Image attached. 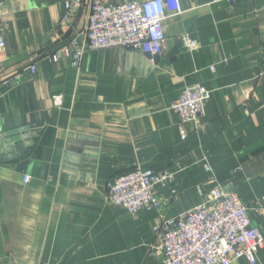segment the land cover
Instances as JSON below:
<instances>
[{
    "label": "crops",
    "instance_id": "obj_1",
    "mask_svg": "<svg viewBox=\"0 0 264 264\" xmlns=\"http://www.w3.org/2000/svg\"><path fill=\"white\" fill-rule=\"evenodd\" d=\"M179 1L157 57L85 50L75 68L45 55L83 45L86 0L68 25L63 0H0V67L15 77L0 82V143L19 138L0 144V264H156L157 218L192 209L215 185L240 196L264 233V0ZM193 84L211 97L182 138L171 103ZM135 165L174 173L156 187L160 210L109 202L111 179Z\"/></svg>",
    "mask_w": 264,
    "mask_h": 264
},
{
    "label": "built area",
    "instance_id": "obj_2",
    "mask_svg": "<svg viewBox=\"0 0 264 264\" xmlns=\"http://www.w3.org/2000/svg\"><path fill=\"white\" fill-rule=\"evenodd\" d=\"M85 0H63L64 13L61 25L71 24ZM218 1V0H215ZM233 2V0H228ZM86 24L82 33L83 45L72 52L64 45L47 53L53 62L65 58L79 68L85 50L127 47L152 57L163 51L165 18L179 14V0L129 1L107 3L103 0H86ZM187 50L197 48V42L187 34L181 36ZM6 40L0 21V52ZM34 72L35 65H30ZM9 71L0 67V82L8 84L14 79ZM211 91L199 84L186 86L171 103L178 117L182 138V123L195 122L205 114V105ZM56 106L62 104V95L52 97ZM234 169V172H237ZM174 179L168 169L155 171L135 165L129 172L113 177L109 183L108 200L133 213L141 209H161L158 185H167ZM28 177H24L27 181ZM202 200L192 209L171 219L159 216L153 227L156 244L152 247L158 255L156 264H230L244 258L256 263L257 251L264 247V233L253 226L247 203L233 191L220 185L202 192ZM264 213V198L259 203ZM46 264V263H43Z\"/></svg>",
    "mask_w": 264,
    "mask_h": 264
},
{
    "label": "water",
    "instance_id": "obj_3",
    "mask_svg": "<svg viewBox=\"0 0 264 264\" xmlns=\"http://www.w3.org/2000/svg\"><path fill=\"white\" fill-rule=\"evenodd\" d=\"M154 57H157V56H154ZM15 83L12 81V82H10V83H8L7 85H6V87L7 86H11V85H14ZM5 136H6V138H4V141H2L0 144L2 145L3 143H8V142H11V141H13V140H18L19 138L18 137H16V138H11L10 136H9V134L7 133V134H5ZM20 146H18L17 148H19ZM7 150H11V147H9Z\"/></svg>",
    "mask_w": 264,
    "mask_h": 264
}]
</instances>
